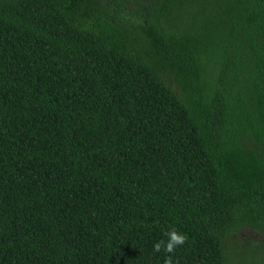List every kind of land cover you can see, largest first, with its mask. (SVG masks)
Segmentation results:
<instances>
[{
  "label": "trees",
  "instance_id": "obj_1",
  "mask_svg": "<svg viewBox=\"0 0 264 264\" xmlns=\"http://www.w3.org/2000/svg\"><path fill=\"white\" fill-rule=\"evenodd\" d=\"M264 264V0H0V264Z\"/></svg>",
  "mask_w": 264,
  "mask_h": 264
},
{
  "label": "clouds",
  "instance_id": "obj_2",
  "mask_svg": "<svg viewBox=\"0 0 264 264\" xmlns=\"http://www.w3.org/2000/svg\"><path fill=\"white\" fill-rule=\"evenodd\" d=\"M167 239L166 240H158L153 244V251L168 253L163 261V264H173V256L171 255L176 248L183 245L186 240V235L176 230L174 227H171L165 233Z\"/></svg>",
  "mask_w": 264,
  "mask_h": 264
}]
</instances>
